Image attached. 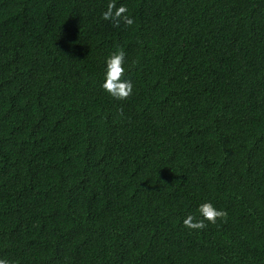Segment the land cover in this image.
Segmentation results:
<instances>
[{
	"label": "trees",
	"instance_id": "1",
	"mask_svg": "<svg viewBox=\"0 0 264 264\" xmlns=\"http://www.w3.org/2000/svg\"><path fill=\"white\" fill-rule=\"evenodd\" d=\"M115 2L0 0V257L264 264V0Z\"/></svg>",
	"mask_w": 264,
	"mask_h": 264
},
{
	"label": "clouds",
	"instance_id": "2",
	"mask_svg": "<svg viewBox=\"0 0 264 264\" xmlns=\"http://www.w3.org/2000/svg\"><path fill=\"white\" fill-rule=\"evenodd\" d=\"M128 9L121 4L117 7L115 0H109L106 10L102 13L105 20L117 21L122 19L127 25L133 24L131 16L126 15ZM126 53L121 49L112 52L105 60V68L103 73V82L101 87L111 97L117 100H124L133 92V81L126 76L127 61ZM196 213L189 212L183 218V225L191 230L206 229L208 224H215L217 218L227 216V213L217 208L211 201H204L197 206ZM207 222V223H206ZM0 264H12V261L5 257H0Z\"/></svg>",
	"mask_w": 264,
	"mask_h": 264
}]
</instances>
